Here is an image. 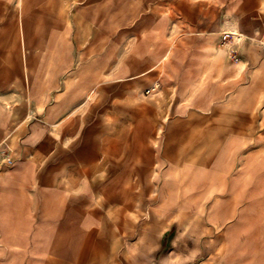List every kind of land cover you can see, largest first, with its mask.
<instances>
[{
	"label": "crops",
	"instance_id": "0c3cea01",
	"mask_svg": "<svg viewBox=\"0 0 264 264\" xmlns=\"http://www.w3.org/2000/svg\"><path fill=\"white\" fill-rule=\"evenodd\" d=\"M0 161V264H264V0H0Z\"/></svg>",
	"mask_w": 264,
	"mask_h": 264
},
{
	"label": "built area",
	"instance_id": "2783aa9c",
	"mask_svg": "<svg viewBox=\"0 0 264 264\" xmlns=\"http://www.w3.org/2000/svg\"><path fill=\"white\" fill-rule=\"evenodd\" d=\"M227 38H229V35H224L223 39L225 40ZM4 167H5L4 162L3 161H0V170H2Z\"/></svg>",
	"mask_w": 264,
	"mask_h": 264
}]
</instances>
